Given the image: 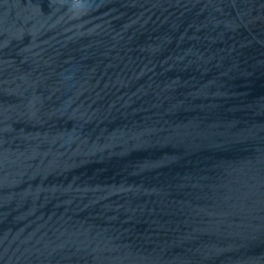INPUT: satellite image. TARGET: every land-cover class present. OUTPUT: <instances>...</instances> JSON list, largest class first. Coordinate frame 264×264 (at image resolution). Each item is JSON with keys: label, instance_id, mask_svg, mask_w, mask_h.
<instances>
[{"label": "water", "instance_id": "water-1", "mask_svg": "<svg viewBox=\"0 0 264 264\" xmlns=\"http://www.w3.org/2000/svg\"><path fill=\"white\" fill-rule=\"evenodd\" d=\"M0 264H264V0H0Z\"/></svg>", "mask_w": 264, "mask_h": 264}]
</instances>
